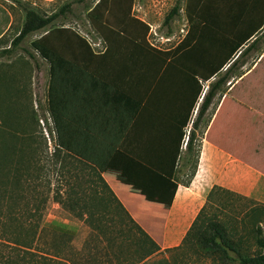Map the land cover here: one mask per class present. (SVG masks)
I'll return each mask as SVG.
<instances>
[{
  "label": "trees",
  "instance_id": "1",
  "mask_svg": "<svg viewBox=\"0 0 264 264\" xmlns=\"http://www.w3.org/2000/svg\"><path fill=\"white\" fill-rule=\"evenodd\" d=\"M194 1L197 3L196 8L193 6ZM249 2L250 5H247ZM72 4L73 2L66 4L60 9L59 14L50 17L27 9L18 36L11 42V48L0 51V58L10 57L26 36L42 31L30 46L49 66L50 78L46 102L55 135L53 157H63L62 161L70 160L68 165L71 169L67 174L77 182L81 178L78 174L80 170L88 171L93 176L89 188L87 181L69 182L71 195L65 199L68 200V204L63 207L71 213H78L81 218L84 217L90 233L82 246L77 249L73 246L71 234L43 223V208L26 202V193L36 191L31 189L35 177L33 166L35 150L31 145L29 148L23 147L24 149L14 145V140L28 141L29 137L25 138L13 130L7 132L0 127V264H148L146 260L159 251L157 244L134 222L101 176L111 159L113 150H109L106 154L86 152L80 146L64 142L62 116L56 108L55 69L64 60L77 61L85 57L99 56L93 52L90 43L81 34L71 29L52 26L59 15L70 11ZM133 4L134 0H98L88 11L86 18L106 45V50L101 56L113 53L117 56L150 58L153 83L157 80L159 83L166 82L168 86L167 95L171 100L168 107L170 108V104L174 102L170 108L171 118L169 122L155 120L153 124L165 126V123H168L176 130L173 132L176 139L170 162H154L138 157L132 152L126 150L124 152L153 171L164 192L161 195H154L153 198L169 204L176 183H179L175 179L176 165L180 160L185 128L202 91L200 82L209 81L220 73L233 58L234 53L258 33L264 24L262 11L264 0H188L185 7L188 32L171 50H160L147 42L150 27L133 15ZM179 11L177 1L166 15L164 24L170 26ZM230 16L236 18L237 22L232 27L238 34L244 27L246 30L241 33L234 48L227 51V30H230L227 26V18ZM8 22L7 12L0 7V39ZM205 30H207L206 34L213 38L209 48L202 40L205 37ZM256 40L249 44L246 50L254 46ZM206 54L208 57L202 59L206 62H198L201 56ZM235 63L236 61L233 64ZM170 77L172 79L164 81ZM226 80L227 69L224 76L211 84L204 95L192 123L193 127H197L219 85ZM157 98L158 90H155L153 102ZM155 104L156 112L164 109L159 100ZM194 139L195 134L190 131L185 147L187 153L191 151ZM160 140L162 143L170 142L171 132L165 131L164 137ZM166 148L167 144L164 146L165 151ZM88 154L93 155V158L86 159ZM22 183L24 189H21ZM81 186L90 190L81 191V194L74 191V187L80 189ZM215 189L213 188L209 193L184 242H191L193 249H198L211 258L223 262L264 264V231L259 225L264 221V205L239 195L251 203L239 219V223L252 224L249 232L253 236L256 253H246L241 250L243 241L234 239L235 228L230 227L229 223H236L233 218H229V222L225 225L204 214ZM217 189L222 191L221 188ZM164 197L167 199L164 200ZM24 200L26 203L23 202ZM63 202L64 200L60 204ZM110 215L118 216L119 220L114 223L113 219H102ZM91 240L97 247L104 244L106 251L103 254L92 251L89 247ZM149 264H170V262L168 259H160Z\"/></svg>",
  "mask_w": 264,
  "mask_h": 264
},
{
  "label": "crops",
  "instance_id": "2",
  "mask_svg": "<svg viewBox=\"0 0 264 264\" xmlns=\"http://www.w3.org/2000/svg\"><path fill=\"white\" fill-rule=\"evenodd\" d=\"M187 2L184 0V9ZM193 6L196 8V1ZM135 17L150 27L147 42L154 46L151 41L153 28L144 18ZM236 22V18H227L230 28L227 30V51L234 48L241 33L246 30L244 27L238 34L232 27ZM56 28L79 33L67 25ZM188 29L186 16L185 30L180 31L182 36L174 47L184 39ZM90 31L96 34L97 42L93 44L86 40L99 56L77 61L64 60L54 72L56 108L62 116L64 142L80 146L86 152L106 154L113 150L101 176L136 224L165 225L168 239L180 234L182 239L214 186L256 202H264V24L251 40L234 53L220 73L209 81L200 82L202 91L192 110V113L195 110V116L210 85L222 78L227 69V80L219 85L197 127L192 126L194 140L198 141L193 177L187 185L176 183L169 204L153 198L154 195L164 194L153 171L125 153L129 151L154 162H170L176 139L173 132L176 130L168 123L165 126L153 124L155 120L169 122L171 118L170 108L174 102L169 108L168 86L166 82L159 83L157 80L153 83L150 58L117 56L113 53L101 56L106 45L91 26ZM206 33L207 30L202 40L209 48L213 38ZM255 39V45L246 50ZM169 41L168 36L162 40ZM205 57L208 55L201 56L198 62H206L202 60ZM49 78L48 66V84ZM167 79L172 78L164 81H169ZM155 90H158V98L153 102ZM157 100L164 106L160 112H156ZM183 104L185 106V101ZM201 124L204 126L199 135L196 133ZM165 131L171 132L168 143L160 140ZM182 152L181 145L180 159ZM89 158H93V155L88 154L86 159ZM227 179L232 186H227Z\"/></svg>",
  "mask_w": 264,
  "mask_h": 264
},
{
  "label": "rangeland",
  "instance_id": "3",
  "mask_svg": "<svg viewBox=\"0 0 264 264\" xmlns=\"http://www.w3.org/2000/svg\"><path fill=\"white\" fill-rule=\"evenodd\" d=\"M177 1L180 7L179 14L171 25L167 26L164 24V19ZM70 2H73L70 11L59 15L53 21L52 26L67 25L74 27L91 43L96 44V34L90 31V24L86 18L87 11L95 3V0H83L82 2L78 0H54L50 2L44 0H0V7L9 16L4 35L0 39V51L11 48V42L18 36L22 28L27 9L35 10L43 16L50 17L59 14L60 9ZM133 7L134 15L144 18L153 28L151 41L154 46L172 49L176 45L182 36L180 31L185 30L186 26L184 0H135ZM41 34L42 31H39L26 36L10 57L0 58V127L7 132L13 130L25 138L29 137L28 141L14 140V145L22 148H29L31 145L35 150L33 164L35 177L33 186L30 185L32 186L31 189L36 191L26 193V202L43 208V223L48 227L71 234L73 246L79 249L89 236L90 230L84 217L81 218L76 212L67 211L63 205L68 204V200L65 199L71 195L69 182L87 181L89 188L93 176L88 171L80 170L78 174L81 178L77 182V180L69 178L67 174V171L71 169L68 165L70 160L62 161L63 157H53L55 135L46 102L48 65L30 46L31 42ZM167 36L170 41L162 42L163 38ZM94 48L99 50L98 47ZM194 117L195 110L185 129L182 141L183 152L175 178L181 185H187L190 182L197 163L198 141L194 140L189 153L185 150ZM203 126V124L200 125L196 134L201 135ZM229 181L227 179V186H232V184H228ZM24 188V183H22L21 189ZM88 188L85 186L83 188L81 186L80 189L74 187V191L81 194V191H89ZM213 188L216 189L213 190L204 214L225 225L229 222V218H233L236 223H229L230 227L235 228L234 239L243 241L241 250L246 253H256L253 236L249 232V229L252 228L251 222L239 223V219L251 203L242 199L238 193L225 190L219 186ZM217 188H221L222 191ZM63 200V204H60ZM23 202L26 203L25 200ZM256 203L264 205V202ZM102 219H113L115 223L119 217L110 215L107 218L102 217ZM137 225L159 248L157 253L146 260L148 264L160 259H168L170 264H239L238 262H223L220 259L211 258L198 249H193L191 242H184L186 235L182 239H180L181 234L168 239L165 235V225ZM259 225L264 231V221ZM246 244H248L247 248ZM89 247L92 251H98L102 254L106 251L104 244L97 247L92 240Z\"/></svg>",
  "mask_w": 264,
  "mask_h": 264
}]
</instances>
